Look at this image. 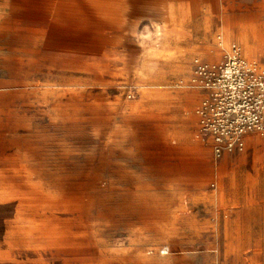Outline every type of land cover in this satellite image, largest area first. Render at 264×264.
I'll use <instances>...</instances> for the list:
<instances>
[{
    "label": "rangeland",
    "instance_id": "obj_1",
    "mask_svg": "<svg viewBox=\"0 0 264 264\" xmlns=\"http://www.w3.org/2000/svg\"><path fill=\"white\" fill-rule=\"evenodd\" d=\"M185 1H203L215 29L199 51L181 55L176 63L168 51L179 39L177 31L183 20L177 4ZM254 8L252 14H246L247 7L224 0H0V41L7 51L0 54L1 61L14 68L18 59L23 76L30 81L9 86L4 92L25 89L29 94L34 86L31 82L40 79L42 92L59 97L55 103L41 102L39 108L27 96L15 101L5 94L0 100V159L7 149L11 157L20 145L31 153L37 136L44 150L35 173L54 179L37 183L0 179V201L6 193L21 189L38 195L54 190L57 211L63 208L68 214L70 209L72 222L85 223L91 232L109 237L131 234L124 226L117 227L118 222L175 221L189 211L193 201L186 197L189 193L211 195L219 204L239 208L254 205L255 192L263 190L264 205V139L250 138L244 153L217 158L211 143L196 137L199 100L195 92L179 86L189 79L194 58L217 60L219 35L227 43L241 45L247 58H264V17L260 7L256 13ZM102 86L142 116L138 120L151 119L154 126L152 134L146 133L148 137L138 125L140 121L137 124L138 136L150 141V147L138 150L137 157L157 163L151 182L115 180L116 137L110 120L89 117L94 115L89 104L86 134L68 133L76 129L79 118H70L71 124L65 118L72 110L63 95L86 91L95 95L96 87ZM49 108L54 109V116ZM38 109L40 117L35 116ZM38 121L36 135L33 130ZM99 127L102 133H96ZM23 215H18L20 224ZM32 215L31 221L43 220L40 213ZM15 216L14 210L0 205V264H20L14 258L19 248L15 238L13 244H7L9 220ZM149 232L152 245L146 253L153 259L151 264H159L154 260L169 245L159 243L161 230Z\"/></svg>",
    "mask_w": 264,
    "mask_h": 264
},
{
    "label": "crops",
    "instance_id": "obj_2",
    "mask_svg": "<svg viewBox=\"0 0 264 264\" xmlns=\"http://www.w3.org/2000/svg\"><path fill=\"white\" fill-rule=\"evenodd\" d=\"M224 1L239 2V5L247 7L243 11L246 14H252V6H255V13L260 7L261 15L264 17V9H262L264 0ZM203 3V1H191V3L185 1L183 5L177 4L179 18L183 20L177 31L179 39H176V44L169 47L170 60L178 63L182 59L181 55L199 51L205 41L212 39L215 25L209 15L210 12L206 14L204 11ZM2 45L4 46L3 41H0V54H6V48L4 49ZM15 60L14 68H9L5 60L1 61L0 56V100L5 94L15 101L24 100L27 96L33 105L37 104L38 108L41 102L55 103L59 100L58 95L45 94L41 91L40 79L31 82L34 86L29 94L23 92L25 89H21L22 93H5L9 86H20L30 82L23 76L22 63L18 59ZM178 66L176 64V67ZM167 80L168 78L165 79ZM105 89L107 90L103 86L96 87L95 95L87 94V91L63 95L68 97L67 101L70 102L72 110L68 111L65 118L68 120L79 118L78 125H75L76 129H69L68 133L77 131L86 134L89 104L92 108L90 111L94 113L89 117L96 116L102 120H110L111 132L116 137L118 152L115 153L113 163L115 166L113 175L117 176L115 180L134 183L151 182L152 172L155 170L153 166H157V163L153 165L150 159L137 157L138 150L150 147V141L138 136L137 124L140 121L138 125L143 126L145 135L152 134L151 128L154 125L151 119L149 121L146 119L145 122L138 120L142 116H137L133 110L121 103L122 100L113 94H108ZM195 94L199 100L198 106L203 95ZM48 111L53 115L54 109L49 108ZM35 116L40 117L39 109ZM143 117L148 118L145 115ZM178 120L181 122L180 119ZM69 123L71 124L70 120ZM39 124L38 121L33 134L39 133ZM95 131L102 133L100 127ZM196 131V137L199 139L197 117ZM33 138L31 153L16 144L18 147L9 157V149H7L2 160L0 159L1 180L21 183L54 180L51 175L35 173L40 167L41 150L43 151L44 148L40 147L37 136ZM101 164L104 165V161L99 163L100 166ZM144 191L145 195L147 191ZM25 192L26 194L21 189L15 194L6 193L7 195L2 196L0 201V205L5 207V210H14L17 215L9 220L11 225L8 228L7 244H13L12 239L15 238L19 248L14 258L20 264H151L153 259L146 251L152 245L151 232H149L152 229L161 230L159 243L169 245L168 253L156 256L158 259L154 261L159 264H251L254 261H264L263 190L255 192L254 205L239 208L219 204L211 195L189 193L186 197H190L193 201L187 213L179 214L175 221L170 222L153 223L152 220L139 222L133 220L123 224L118 222L117 227L124 226L123 229L131 232L129 236L123 237L104 236L97 230L91 232L85 223L72 222L70 209L68 214L63 208L57 211L54 190L42 191L41 195L33 191ZM180 195L185 196V193ZM246 199L247 197L244 198ZM19 213L25 215L20 220L22 224L19 223ZM33 213L44 215L43 220L31 221ZM144 214L146 215V212ZM184 247H191L192 250L183 251Z\"/></svg>",
    "mask_w": 264,
    "mask_h": 264
},
{
    "label": "built area",
    "instance_id": "obj_3",
    "mask_svg": "<svg viewBox=\"0 0 264 264\" xmlns=\"http://www.w3.org/2000/svg\"><path fill=\"white\" fill-rule=\"evenodd\" d=\"M216 44L217 60L194 58L189 79L179 86L203 95L195 109L198 136L218 158L244 153L250 138L264 139V58H247L223 35Z\"/></svg>",
    "mask_w": 264,
    "mask_h": 264
}]
</instances>
